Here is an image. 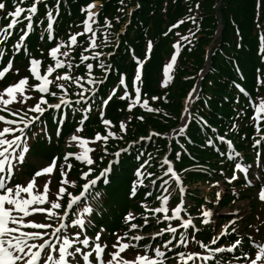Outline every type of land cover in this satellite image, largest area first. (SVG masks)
<instances>
[{
	"label": "snow or ice",
	"instance_id": "1",
	"mask_svg": "<svg viewBox=\"0 0 264 264\" xmlns=\"http://www.w3.org/2000/svg\"><path fill=\"white\" fill-rule=\"evenodd\" d=\"M184 3L185 13L161 31L155 42L141 21H136L144 37L138 55L139 42L135 36L129 41L127 32L143 11L141 0H116L117 15L102 19L105 5L90 0L78 6L79 23L68 25V29L75 26L78 30L60 33L56 26L62 0H0V13L6 21L0 26V264H264V239L245 234L238 224V210L229 213L219 208L226 192H231L235 202L240 183L255 187L256 198L264 203V176L259 174L264 171L259 163L264 158V95H259L264 88V24L260 21L264 0H253L252 46L245 45L233 17L235 52L225 55L215 41L208 47L205 66L195 74L196 83L180 101L176 127L164 132L149 129L145 135L125 138L133 119L147 123L146 117H167L162 105L175 102L168 99V90L176 82L183 52L193 51L199 43L206 19L200 13L201 0ZM229 6L232 0H216L212 5L217 40L222 31L220 10ZM161 12L167 14V0ZM152 15L154 12L149 13ZM125 17L113 34L115 25ZM184 25L189 27L182 33L178 29ZM33 34L38 45H47L37 46L38 56L29 48ZM170 34L175 40L156 85L159 94L149 98L143 91L146 70L156 44ZM241 52L255 61V98L243 86L245 77L236 55ZM217 53L228 72L225 85L235 90L233 115L224 134L213 126V96L203 91L206 76L217 72L212 66ZM17 57L24 61L22 66L14 65ZM118 57H123L117 61L119 66L113 63ZM9 75L14 77L11 82ZM113 76L115 81L110 84ZM207 85L212 89L214 81L208 80ZM241 96L246 103L237 107ZM228 101L224 97V102ZM118 102L119 110L130 115L113 124L107 118L108 109ZM137 109L141 114L133 116ZM49 121L54 125L52 133ZM86 122L98 124L101 131L81 135ZM65 125L71 130L63 138V154L52 155L43 165L26 171L29 155L39 150L40 143L51 147L55 138L60 146ZM110 143L113 151H109ZM161 143L162 150L158 147ZM145 145L162 154L154 156ZM192 150L215 151L218 164L199 165ZM246 152L253 156L251 163H246ZM189 157L192 166L177 171L175 165ZM98 161L104 163L99 171ZM74 168L78 175L70 178ZM122 168L131 176L121 196L112 180ZM193 170L219 177L200 187L203 203L196 215L189 212L193 205L185 199L189 189L184 174ZM209 191L214 192V198L205 195ZM174 195L179 199L172 204ZM110 211L116 213L112 229L96 220ZM218 216L231 218L220 224ZM206 229L207 239L198 238Z\"/></svg>",
	"mask_w": 264,
	"mask_h": 264
},
{
	"label": "trees",
	"instance_id": "2",
	"mask_svg": "<svg viewBox=\"0 0 264 264\" xmlns=\"http://www.w3.org/2000/svg\"><path fill=\"white\" fill-rule=\"evenodd\" d=\"M90 0H62V5L60 8L61 16L59 17V23L56 26L57 33L62 31H77L78 29L73 26V28L68 29L69 24L75 25L79 23L82 19L81 14L79 13L78 6L85 5ZM101 3L105 5V7L101 10V19L104 16L109 18L117 15L115 12L116 0H100ZM134 3L135 0H132ZM216 2V0H201V9L200 13L206 19L201 25V39L199 43L196 44L195 48L191 52L184 51L182 57L180 58L179 68L177 70V74L175 77V84L168 90V99L170 101H175L174 103L168 105H162V109L168 113L167 117L164 116H151L146 117L147 123H140L133 119L132 124L129 126L128 135L125 137L126 139L135 138L139 135H145L149 129H154L160 132L168 131L174 127H176L179 116L181 112V104L180 101L185 96L186 92L190 89L193 83H196L194 79L195 74L199 71L200 68L205 66L204 55L208 47L215 41L216 47L221 49L225 55L230 52H235V46L232 43L234 40V30L233 25L231 24V20L234 17L237 24L240 27L241 35L244 38V43L246 46H252L255 42V32L254 25L252 22V4L253 0H232V6L222 7L220 10V19L222 20V31L220 34V38L216 39V34L218 32L217 19L215 15V10L212 5ZM165 3V0H141V8L143 9L142 13L137 16L133 20V25L128 29L127 38L131 41L132 37H136L139 42V47H136V52L139 55L141 48L144 44L143 30L137 28L136 21L139 20L143 24L144 28L148 29V35L153 38L155 42L156 36L159 33L166 29V27L179 19L186 11L184 0H176L175 4H173L172 0H167L168 3V12L164 14L161 12V7ZM189 3H195V0H189ZM131 6V4H129ZM71 13L69 15L68 13ZM154 12V15L149 16V13ZM4 13H0V22L2 26L6 23L5 20L2 19ZM127 18L121 19L119 24H116L113 31H119L120 27L124 24ZM260 21L264 24V9L261 11ZM189 25L181 26L179 31L182 33L187 31ZM133 28H137L136 31H133ZM39 30L37 29V32ZM175 36L170 34L167 39H161L156 44V49L153 54V58L151 63L147 67V79L145 81V85L143 88L144 92H147L148 97L150 98L153 94H159V89L156 87L158 80L160 79V74L162 72L163 63L169 58L170 55V44L174 42ZM37 46L47 47V45H38V41L36 39V35L33 34L31 40L29 41V48L32 51L33 55L38 56V52L36 51ZM110 49H105L108 51ZM237 59L240 61L241 70L244 74L245 80L243 82V86L249 92V94L255 98L258 93L253 91V73H254V63L255 61L249 55H245L243 52L237 53ZM123 57H118L117 60H114L113 63H117L119 59ZM222 57L219 53L212 60L213 68L217 69L216 73H209L203 81V91L204 93H211L213 96L212 104V112L214 116L212 117L213 126L218 128L220 134H224L226 130L227 122L229 118L233 115V104H232V96L234 95L233 89H229L225 85V79L228 77V72L225 70L224 65L221 63ZM23 60L20 57L14 61L15 66H22ZM131 71V69H129ZM193 77V79L186 80L185 77ZM14 79L11 75L8 76V82H11ZM214 81V87L212 89L208 88L207 81ZM115 77H111L109 83H114ZM103 94V93H102ZM259 95H264V88L260 89ZM228 97L229 101L227 103L224 102V97ZM239 105L237 107L242 106L246 103L243 96L239 97ZM120 102L113 104L108 109L107 118H109L113 124H116L119 120L127 118L130 114L128 112L120 111ZM141 114L140 110H134L132 113L133 116ZM249 114H251V110H249ZM219 116L222 119L216 120L215 117ZM93 120H95V115H93ZM247 121L245 120V124ZM49 133H52L54 129V125L49 121L48 124ZM71 130L70 125L64 126V131L61 136L60 146L57 147L55 143V138L53 139V144L51 147H47L45 144H39L38 151H32L28 158V168L26 171L33 170L37 165L34 163L35 159L47 162L52 155L63 154L65 148L63 146V138L67 136ZM101 131V126L96 123H88L86 122V126L81 135L91 136L93 131ZM33 131H37V129H33ZM244 131H249V129L245 128ZM39 140V137L37 138ZM33 143V141H31ZM155 144V141L153 142ZM123 146L122 144L120 145ZM239 150V144L236 145ZM158 147L162 150L164 145L163 143L159 144ZM220 150H224L223 145H218ZM147 151L152 152L154 156H159L162 152H157L152 146L145 145ZM69 151L73 149H68ZM113 145L109 144V151H113ZM248 162H252L253 156L250 153H245ZM192 156L196 158V162L201 166L206 167H215L218 164L217 153L212 150H192ZM98 158V157H97ZM33 159V161H32ZM261 162L264 165V158H262ZM106 163V160L105 162ZM104 163H99L98 168H102ZM193 164V160L191 157L183 159L180 163H177L176 169L179 171L181 168L191 167ZM227 172V170H226ZM78 175V169L74 168L70 173V178H74ZM186 179H184V183L187 187L196 186L198 182L203 185L205 182H211L212 180L218 179L217 176H209L204 173H201L197 170H193L191 172L185 173ZM131 176V173L126 170V168H122L119 173H116L112 180L113 188H119V194L122 196L123 191L126 190V185ZM253 188L247 189L242 183L238 184L237 192L239 193L240 200H251L252 211H254L255 206V198L250 195V191ZM178 199V197H177ZM186 199L190 200L193 207L191 208V213L196 214V209L199 208L200 204L203 203L201 198V192L198 188L194 191L189 190V193L186 195ZM234 197L231 192H228V197L224 198L220 203V207L229 206L232 207V201ZM236 200V199H235ZM207 207H212L211 204H208ZM116 213L110 211L108 213H103L101 216L96 218L97 222L103 221L105 226L109 229L114 227L112 223L113 216ZM250 217L247 219L250 220ZM226 219V218H225ZM228 219V218H227ZM224 220H222L223 222ZM250 225L246 226V229H250ZM257 228V227H255ZM259 234V231L257 232ZM199 238V237H198ZM207 239V234L205 233V240ZM114 240V237L109 240L111 242Z\"/></svg>",
	"mask_w": 264,
	"mask_h": 264
},
{
	"label": "rangeland",
	"instance_id": "3",
	"mask_svg": "<svg viewBox=\"0 0 264 264\" xmlns=\"http://www.w3.org/2000/svg\"><path fill=\"white\" fill-rule=\"evenodd\" d=\"M219 34H221V32H219ZM30 142H31V140L29 141V143ZM32 161H33V159H32ZM34 163L36 165H43L46 162L38 160V159H35ZM259 174L261 175L260 172H259ZM22 178L23 177H21V179ZM38 182L42 183V180L38 179ZM54 183H55V181H54ZM198 187L200 189L201 185H198ZM256 191H257V189H252V191H250V195H252V197L255 198V201H254L255 202V206H254V211L251 214V218L248 221L246 220L247 216H248V213L250 212V209H249L250 202L248 200L241 201L239 198H236L235 203H233L234 205L232 207H230V205L229 206L227 205L225 207H220V205H219V208L221 210H226L229 213H231L232 211L238 210L237 211V220H238V224L240 225V227L242 226L243 221L246 220V225L253 226V227L250 228L249 232H252L255 229L254 227H257L259 229V237H257V239L262 240V239H264V225H262L261 222L264 221V203L260 202L256 198ZM205 194L209 195V196L211 195V197H213V195H214V193L212 191H209V192H207ZM177 197L178 196H175V195L173 196L172 204H175L176 202H178L179 198L177 199ZM226 197H228V192L223 194L222 199H224ZM225 218L227 219V218H231V217L218 216L216 218V222H218L220 224H223V223L226 222ZM221 219L224 220V221L222 222ZM212 230H214V229H212ZM207 231L208 230L206 229L205 230L206 234H207ZM253 237L255 238V235H253ZM200 238L201 239H205V235L203 237H200ZM128 255H132V253L129 252Z\"/></svg>",
	"mask_w": 264,
	"mask_h": 264
},
{
	"label": "water",
	"instance_id": "4",
	"mask_svg": "<svg viewBox=\"0 0 264 264\" xmlns=\"http://www.w3.org/2000/svg\"><path fill=\"white\" fill-rule=\"evenodd\" d=\"M220 35V34H219Z\"/></svg>",
	"mask_w": 264,
	"mask_h": 264
}]
</instances>
